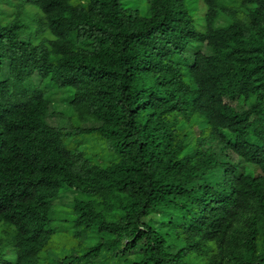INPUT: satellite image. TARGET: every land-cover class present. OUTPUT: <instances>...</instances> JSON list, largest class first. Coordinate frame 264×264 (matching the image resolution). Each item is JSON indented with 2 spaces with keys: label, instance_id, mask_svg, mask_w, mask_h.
Wrapping results in <instances>:
<instances>
[{
  "label": "clouds",
  "instance_id": "clouds-1",
  "mask_svg": "<svg viewBox=\"0 0 264 264\" xmlns=\"http://www.w3.org/2000/svg\"><path fill=\"white\" fill-rule=\"evenodd\" d=\"M0 264H264V0H0Z\"/></svg>",
  "mask_w": 264,
  "mask_h": 264
}]
</instances>
